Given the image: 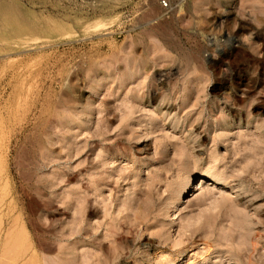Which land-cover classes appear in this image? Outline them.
<instances>
[{"label": "rangeland", "instance_id": "1", "mask_svg": "<svg viewBox=\"0 0 264 264\" xmlns=\"http://www.w3.org/2000/svg\"><path fill=\"white\" fill-rule=\"evenodd\" d=\"M168 4L0 0L1 264H264V0Z\"/></svg>", "mask_w": 264, "mask_h": 264}, {"label": "bare ground", "instance_id": "2", "mask_svg": "<svg viewBox=\"0 0 264 264\" xmlns=\"http://www.w3.org/2000/svg\"><path fill=\"white\" fill-rule=\"evenodd\" d=\"M203 183H204V182H203ZM213 183H214V182H213ZM203 186H204V185H203ZM201 187H202V186H201ZM199 188H200V187H199ZM200 189H202V188H200ZM181 193H182V191H179V194H178L177 198L180 196ZM178 199H179V198H178ZM176 200H177V199H176ZM145 201H146V200H145ZM136 208H137V207H136ZM143 211H144V210H143ZM134 220H136V219H134ZM137 220H138V219H137ZM77 222H78V221H77ZM13 225H14V224H13ZM8 227H9V226H8ZM14 230H15V229H14ZM107 232H108V231H107ZM113 232H114V231H113ZM114 234H115V233H114ZM114 234H113V235H114ZM70 235H71V234H70ZM107 235H108V234H107ZM11 236H12V240H13V242H16V241L18 240V239H17L18 236L16 235V233H12ZM6 237H7V236H6ZM17 242H18V241H17ZM17 242H16V243H17ZM23 242H24V239H23ZM246 242H247V241H246ZM20 243H21V241H20ZM253 243H254V242H253ZM4 245H5V244H4ZM6 245H7V243H6ZM254 245H255V244H252V249H254ZM14 247H16V246L14 245ZM240 248H241V246H240ZM7 249H8V248H7ZM11 249H12V248H11ZM15 249H16V248H15ZM23 249H24V248H23ZM241 249H242V248H241ZM20 250H21V249H20ZM93 250H94V249H93ZM95 250H96V249H95ZM10 251H12V250H10ZM3 252H4V251H3ZM14 252H15V251H14ZM17 252H18V251H17ZM251 252H252V250H251ZM6 253H7V251L5 252V254H6ZM8 253H9V251H8ZM15 253H16V252H15ZM15 253H13V254H15ZM19 253H20V252H19ZM13 254H11V259H12L11 261L13 262L12 264H14V262H15V261L13 260L14 258L12 257ZM16 254H17V253H16ZM16 254H15V256H18V254H17V255H16ZM20 254H22V253H20ZM27 254H28V253H27ZM34 254H35V253H34ZM2 255L4 256V253L0 254V256H2ZM23 255H24V253H23ZM23 255H22V256H23ZM30 255H31V254H30ZM15 256H14V257H15ZM27 256H28V255H27ZM66 256H68V257H66V258L64 259V263H65V264H70V262L73 260V258H75V257L72 256V250H71V248H70V251L67 252ZM7 257H8V258H7ZM7 257L5 258V256H4L5 260H6V259H9V256H7ZM25 257H26V255H25ZM25 257H24V258H25ZM39 257H40V255H39ZM39 257H38V258H39ZM45 257H47V256H45ZM86 257H88V256H86ZM249 257H250V255L248 256V258H249ZM0 258H1V257H0ZM4 258H2V259L4 260ZM15 258H16V257H15ZM21 258H23V257H20V259H21ZM34 258H35V257H34ZM67 258H68V259H67ZM83 258H84V257H83ZM42 259H43V258H42ZM11 261H10V262H11ZM19 261H21V260H18V262H19ZM30 261H31V259H30ZM42 261H43V260H41L40 262H42ZM1 262H3V261L1 260ZM25 262H26V261H25ZM54 262H55V261H54ZM7 263H8V262H7ZM7 263H6V264H7ZM23 263H24V262H23ZM23 263H22V264H23ZM27 263H28V262H27ZM29 263L31 264V262H29ZM45 263H46V262L44 261V264H45ZM0 264H1V263H0ZM33 264H35V263H33ZM40 264H41V263H40ZM51 264H52V263H51ZM173 264H176V263H173Z\"/></svg>", "mask_w": 264, "mask_h": 264}, {"label": "built area", "instance_id": "3", "mask_svg": "<svg viewBox=\"0 0 264 264\" xmlns=\"http://www.w3.org/2000/svg\"><path fill=\"white\" fill-rule=\"evenodd\" d=\"M169 0H159V4L162 8L166 9V7L169 6L168 4Z\"/></svg>", "mask_w": 264, "mask_h": 264}]
</instances>
